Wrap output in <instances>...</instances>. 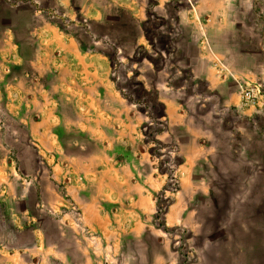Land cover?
I'll return each mask as SVG.
<instances>
[{
    "label": "rangeland",
    "instance_id": "rangeland-1",
    "mask_svg": "<svg viewBox=\"0 0 264 264\" xmlns=\"http://www.w3.org/2000/svg\"><path fill=\"white\" fill-rule=\"evenodd\" d=\"M56 2L0 0V264H264V115L235 112L230 133L197 107L155 35L156 0ZM43 23L76 43L72 60ZM200 146L218 165L177 187L178 160ZM182 197V220L161 229Z\"/></svg>",
    "mask_w": 264,
    "mask_h": 264
},
{
    "label": "crops",
    "instance_id": "crops-1",
    "mask_svg": "<svg viewBox=\"0 0 264 264\" xmlns=\"http://www.w3.org/2000/svg\"><path fill=\"white\" fill-rule=\"evenodd\" d=\"M56 1L59 6L70 3V0ZM178 1L156 0L154 16L161 22L160 28L164 25L167 29L158 30L155 35L159 33L164 37L175 62L181 63V70L192 86L190 92L195 90L202 94L197 107L220 113L218 119L226 121L230 133L236 129V119L239 118L235 112L252 123L257 119L253 113L257 112L252 106L241 103L240 88L244 85L258 87L264 96V0H194L191 5ZM39 29L49 50L63 54L61 56L65 60L73 59L77 51L73 40L66 35L58 36L57 28L48 23L41 24ZM71 41L75 45L74 50ZM167 101L161 102V106L163 117L168 119V112H172L177 101ZM177 114L183 121V113ZM177 123L180 125L179 121ZM170 138L181 145L176 136ZM191 143H194V138L190 139ZM195 153L196 156L190 148L182 153L177 164L181 173L178 187L188 189L192 186V174L199 165H218L215 157H220V154H212L206 147L195 149ZM212 156L214 159L211 161ZM182 199L175 198L167 205L165 226L177 225L182 220L189 203L188 198ZM146 209L151 211V206L146 205Z\"/></svg>",
    "mask_w": 264,
    "mask_h": 264
},
{
    "label": "built area",
    "instance_id": "built-area-1",
    "mask_svg": "<svg viewBox=\"0 0 264 264\" xmlns=\"http://www.w3.org/2000/svg\"><path fill=\"white\" fill-rule=\"evenodd\" d=\"M240 100L243 105L252 106L257 113L264 115V96L258 87L247 85L241 87Z\"/></svg>",
    "mask_w": 264,
    "mask_h": 264
},
{
    "label": "trees",
    "instance_id": "trees-1",
    "mask_svg": "<svg viewBox=\"0 0 264 264\" xmlns=\"http://www.w3.org/2000/svg\"><path fill=\"white\" fill-rule=\"evenodd\" d=\"M163 115H164V114H163V111L161 110L158 116H163ZM156 133H157V132H155V133L153 134L151 140L154 141V142H156V143H159V141H158V140L156 139V137H155ZM180 161H181V159L178 160L177 164L180 163ZM177 187H178V185H177ZM177 187H176V189H177ZM159 214H161V212H160L159 205H158V203H157V201H156V203H155V213H154V217H155V218L158 217ZM159 224H160L161 229H163V230H166V229H167L166 226L164 225V220H161V222H160Z\"/></svg>",
    "mask_w": 264,
    "mask_h": 264
}]
</instances>
